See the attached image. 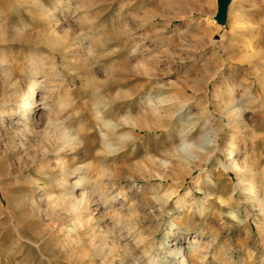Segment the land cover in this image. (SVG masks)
I'll return each instance as SVG.
<instances>
[{
  "label": "rangeland",
  "instance_id": "374dc122",
  "mask_svg": "<svg viewBox=\"0 0 264 264\" xmlns=\"http://www.w3.org/2000/svg\"><path fill=\"white\" fill-rule=\"evenodd\" d=\"M39 2L52 21L0 0V23L24 36L0 43V264H179L167 250L189 257L193 239L206 256L190 264H264V216L230 166H249L264 215V0H238L222 24L217 0ZM33 78L27 113L11 95ZM76 167L65 188L93 200L80 212L58 198Z\"/></svg>",
  "mask_w": 264,
  "mask_h": 264
},
{
  "label": "bare ground",
  "instance_id": "6f19581e",
  "mask_svg": "<svg viewBox=\"0 0 264 264\" xmlns=\"http://www.w3.org/2000/svg\"><path fill=\"white\" fill-rule=\"evenodd\" d=\"M236 2H238V0H230V2L227 4V7H226V10L228 11L229 9V6H234L236 4ZM29 3H31L33 5V10H36V12H39V13H43L44 15V21H50L52 19V16L53 14V11H49V9H47L45 6H42L41 2H39V0H29ZM60 5V2L58 3ZM217 11H218V7H217ZM217 11L215 13V17L214 19L216 20V22H218V24H222L224 22V20L226 19V11H225V14H224V17L221 18V17H217ZM9 15V14H8ZM52 16V17H51ZM1 17V16H0ZM5 17V16H4ZM41 18V17H40ZM31 19V18H30ZM5 20V19H4ZM6 21V20H5ZM4 21V22H5ZM52 21V20H51ZM2 22V21H1ZM239 27H241V25H239ZM16 30V29H15ZM19 31V29L17 30ZM0 32L3 34L2 36H0V43H2L4 40H11V41H16V40H19V41H22L24 40V36L22 33H19V32H10V30L8 29H5L3 27V25L0 23ZM16 33V34H14ZM26 40V39H25ZM17 42V41H16ZM31 64H43L44 63V60H43V56L41 54H34L32 55L31 57ZM2 62L3 60L0 61V69L1 71H5V68L2 66ZM33 68V67H32ZM7 69V68H6ZM9 78V77H8ZM15 82V81H14ZM11 84V83H10ZM39 84V81L36 79V78H33L29 81L28 83V86L26 87L25 90H22L20 94H17V95H11L12 99L11 101L13 100L19 107V109L23 110V111H26L27 113L29 111H31L32 109V105L35 103V101L33 100L34 98V95L36 93V88ZM17 86V85H16ZM18 87V86H17ZM231 91V94L230 96H233L235 95L238 90L237 88L235 89H230ZM222 92V91H220ZM10 97V98H11ZM10 100V99H9ZM216 110L218 111H223L224 110V107L230 103L231 101L228 100V98L226 97H223V95L220 93L216 96ZM220 101V102H219ZM151 108H148L147 106L144 107V110L143 112L140 113V115L137 117V118H133V117H130V119L128 118L127 121H130L134 126H137L138 124L137 123H134L132 122V120L134 121H140L142 122V119L148 115L150 113V110ZM21 112V111H20ZM229 112V111H228ZM224 114V112H222ZM7 114V113H6ZM226 114V113H225ZM228 114V113H227ZM230 114V113H229ZM132 119V120H131ZM146 119V118H145ZM27 120V119H25ZM23 123V122H22ZM45 123H49V120H45ZM26 122L23 123L21 126L20 129H17V130H14L12 131V134L14 137L20 139L21 136H23L22 134V130H25L26 128ZM128 124V123H127ZM108 125V124H107ZM110 125V123H109ZM139 127V126H138ZM27 130V129H26ZM58 130V129H57ZM26 132V131H25ZM237 132V131H236ZM27 133V132H26ZM25 133V135H26ZM56 135V134H55ZM107 135V134H105ZM69 137V134L66 133V131L64 130V128H61L59 129V138L61 139V141L64 143L66 142L67 143V140H70V138L68 139ZM236 135L234 136L233 138V143H232V147L231 149L229 150L230 153L228 155V158H231L232 156H234L235 154V147H236ZM65 143V144H66ZM207 141L205 142V139L203 137L195 140L193 142V144L190 146V148L193 150L194 153H198L200 154V151L198 152V150H195L194 147H192L193 145L196 146L197 148H199L200 150H206V144ZM64 145V144H62ZM231 168H233L236 172V175H237V185L238 187L240 188V190L242 191V193L244 194V197L245 198H248V199H251V200H256L257 201V208H256V212H257V215L259 217L261 216H264L262 215V211H261V206H260V201H258V198L256 197V191L254 189V176L253 174L251 175L250 173V170H249V166L248 165H242L240 166L239 164H237L236 162L232 163L231 165ZM77 168V167H76ZM83 169V168H82ZM80 168H77V169H73V170H69V171H66V170H62L61 169V172H63L62 174V177L61 179L59 180L60 183V196L58 197L59 199H62V201L64 203H66L68 205L69 208H71L73 211H77V212H80V210L82 208H88V205L93 201L92 198H91V195H90V192L88 193L87 191L83 190L80 194H74V191L71 189V190H68L67 187L65 188L67 182L69 181V177H73L77 174L80 173ZM83 171V170H82ZM252 172V171H251ZM85 180V176L81 175V176H77L76 180H75V183L73 184V187H76L78 186L79 188H83V182ZM213 179L211 177V174L209 173L206 177H203L202 178V184H207L208 182H212ZM70 182V181H69ZM70 185V184H69ZM69 187V186H68ZM100 197L103 201V203L106 204V202H111L110 199L105 195V189L104 188H100ZM171 192H169L166 197H165V200L169 199L171 197ZM118 195H120V193L118 192ZM109 199V200H108ZM52 201H55L56 202V199H53ZM182 207V206H181ZM176 208V207H175ZM174 212H177L176 209H174ZM76 213V212H75ZM263 219V225H264V217H261ZM262 222V221H261ZM92 231V230H91ZM93 232V231H92ZM105 233V232H104ZM90 234V233H89ZM95 234L93 233V236ZM101 235V234H100ZM90 236V235H89ZM105 236V235H104ZM98 237V236H97ZM94 237H92L93 239ZM107 239V238H106ZM91 240V239H90ZM92 241V240H91ZM106 240H103L102 239V242H103V247H101L100 251L103 252V249L105 248H108V250H110L111 248L113 247H116V244H114L113 242H111V245L112 246H108L106 243H105ZM98 242V241H97ZM100 242V241H99ZM198 241H196V239L194 240L193 239V243L191 245V248L189 250V257L187 256L186 257V253L182 250V248L178 249L177 251H175V249H168L167 250V253L170 255L171 253H175V256L179 262V264H190V262H192V257H195L196 260L200 259L202 261H205V254H202L198 248L197 245H195ZM93 245V244H92ZM101 245V244H100ZM114 245V246H113ZM90 246V245H89ZM108 246V247H107ZM116 249V248H115ZM94 250V249H93ZM113 250V249H112ZM97 251V250H96ZM99 252V251H98ZM145 252V251H144ZM97 253V252H96ZM111 253V252H110ZM195 255V256H192V255ZM96 255V254H95ZM100 255V254H99ZM104 255V254H103ZM104 257V256H103ZM111 257V256H110ZM194 258V259H195ZM193 259V260H194ZM195 260V261H196ZM197 262V261H196ZM195 262V263H196ZM200 262V261H199ZM146 263H151V264H165L163 261H161L160 259H158V257H150L146 259ZM194 263V261H193ZM194 263V264H195ZM202 263V262H201ZM129 264H132L131 262H129ZM168 264H171V263H168Z\"/></svg>",
  "mask_w": 264,
  "mask_h": 264
},
{
  "label": "water",
  "instance_id": "95a60500",
  "mask_svg": "<svg viewBox=\"0 0 264 264\" xmlns=\"http://www.w3.org/2000/svg\"><path fill=\"white\" fill-rule=\"evenodd\" d=\"M217 3H218L217 17L223 18L229 0H217Z\"/></svg>",
  "mask_w": 264,
  "mask_h": 264
}]
</instances>
